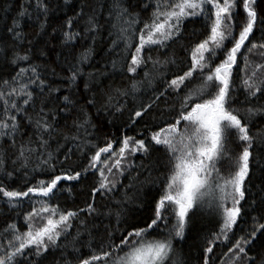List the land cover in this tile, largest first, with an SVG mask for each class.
Listing matches in <instances>:
<instances>
[{
  "label": "snow or ice",
  "instance_id": "6c2138e0",
  "mask_svg": "<svg viewBox=\"0 0 264 264\" xmlns=\"http://www.w3.org/2000/svg\"><path fill=\"white\" fill-rule=\"evenodd\" d=\"M124 116L140 131L104 130ZM0 173V201L31 204L0 264H190L204 215L198 264H264V0H23L0 32ZM61 181L90 182L84 205Z\"/></svg>",
  "mask_w": 264,
  "mask_h": 264
},
{
  "label": "trees",
  "instance_id": "16d2710c",
  "mask_svg": "<svg viewBox=\"0 0 264 264\" xmlns=\"http://www.w3.org/2000/svg\"><path fill=\"white\" fill-rule=\"evenodd\" d=\"M23 0H0V32L3 31L4 25H10L12 23V18L16 15L17 8ZM67 12L68 9H65ZM62 16L63 13H60ZM58 24L57 20H53L52 26L56 27ZM29 31H34V29H28ZM43 41H41V44ZM108 47V37L105 36L103 40L97 39L95 45V53L93 55V62L96 65V68H102L103 60H106L109 56L107 52ZM59 51V50H58ZM131 103V101H130ZM127 120V116H124L122 120H116L113 124L104 123V130L109 134L119 135L120 132L124 131L130 135H135L140 131L139 128L130 127L124 128L123 121ZM62 159V157H60ZM83 162L81 160H74L73 167H76L79 163ZM59 167V166H58ZM2 174V173H0ZM45 178L37 175V179ZM31 179V178H29ZM27 184V181L20 175L17 174L11 181L9 185L16 188L17 190L23 189ZM61 186L64 189H71V192L64 190L58 193V202L61 206L73 209L79 206L84 205L85 201L89 198L90 192V182L85 181L82 183H77L75 181H61ZM34 200L37 198H33ZM109 201H103L99 203V206L103 207L106 204H109ZM39 207V205H36ZM31 207V204L28 202V199L25 198V201L20 209L9 208L7 204L0 201V229H3L5 223L16 222L19 226H24L23 213ZM143 209L135 210V215L139 217L144 214ZM137 222V221H133ZM249 225L240 224V228L248 227ZM216 227L215 221L213 218L209 219H198L195 222L193 229L188 233L187 243L184 245V251L187 257L190 260V264H198L197 257L200 255L199 248L203 243V236L207 233H210ZM239 231V229H238ZM87 251V250H85Z\"/></svg>",
  "mask_w": 264,
  "mask_h": 264
},
{
  "label": "rangeland",
  "instance_id": "374dc122",
  "mask_svg": "<svg viewBox=\"0 0 264 264\" xmlns=\"http://www.w3.org/2000/svg\"><path fill=\"white\" fill-rule=\"evenodd\" d=\"M198 219H209V220H211L212 219V217H210V216H207V215H204L203 217H200V218H197V220L196 221H198ZM214 220V219H213ZM195 221V222H196Z\"/></svg>",
  "mask_w": 264,
  "mask_h": 264
}]
</instances>
